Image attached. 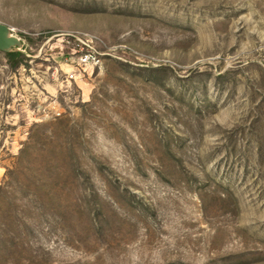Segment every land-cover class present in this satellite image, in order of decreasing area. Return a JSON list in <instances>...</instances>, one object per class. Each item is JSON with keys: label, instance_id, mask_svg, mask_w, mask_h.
Instances as JSON below:
<instances>
[{"label": "rangeland", "instance_id": "1", "mask_svg": "<svg viewBox=\"0 0 264 264\" xmlns=\"http://www.w3.org/2000/svg\"><path fill=\"white\" fill-rule=\"evenodd\" d=\"M0 22L23 54L0 51V264H264V0Z\"/></svg>", "mask_w": 264, "mask_h": 264}, {"label": "water", "instance_id": "2", "mask_svg": "<svg viewBox=\"0 0 264 264\" xmlns=\"http://www.w3.org/2000/svg\"><path fill=\"white\" fill-rule=\"evenodd\" d=\"M21 47V39L15 36L7 25L0 22V51L10 53L18 51Z\"/></svg>", "mask_w": 264, "mask_h": 264}, {"label": "trees", "instance_id": "3", "mask_svg": "<svg viewBox=\"0 0 264 264\" xmlns=\"http://www.w3.org/2000/svg\"><path fill=\"white\" fill-rule=\"evenodd\" d=\"M7 56H8L10 61H15V64L18 65L20 63L19 59H20V57H23V54L19 51H14V52L7 53ZM2 242H3V240H1V238H0V249H1L2 245L4 244Z\"/></svg>", "mask_w": 264, "mask_h": 264}, {"label": "built area", "instance_id": "4", "mask_svg": "<svg viewBox=\"0 0 264 264\" xmlns=\"http://www.w3.org/2000/svg\"><path fill=\"white\" fill-rule=\"evenodd\" d=\"M89 60H90V56H89L88 54H83V55H81V57H80V62H79V64H80V65H86V64H88V62H90ZM73 77H74V76L71 75V78H73Z\"/></svg>", "mask_w": 264, "mask_h": 264}]
</instances>
